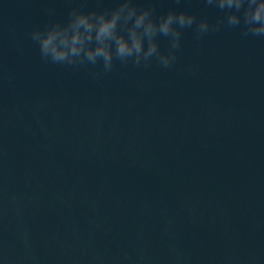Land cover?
I'll return each instance as SVG.
<instances>
[{"label":"water","instance_id":"water-1","mask_svg":"<svg viewBox=\"0 0 264 264\" xmlns=\"http://www.w3.org/2000/svg\"><path fill=\"white\" fill-rule=\"evenodd\" d=\"M80 3L0 0V264H264V38L186 29L171 68L94 78L28 35Z\"/></svg>","mask_w":264,"mask_h":264},{"label":"clouds","instance_id":"clouds-1","mask_svg":"<svg viewBox=\"0 0 264 264\" xmlns=\"http://www.w3.org/2000/svg\"><path fill=\"white\" fill-rule=\"evenodd\" d=\"M98 3L102 0H97ZM176 4L181 0H174ZM220 15L210 19L183 8L157 13L152 0H113L111 7L86 8V0L69 9L66 19H50L28 35L46 63L80 68L100 65L111 72L117 63L149 67L153 61L171 68L178 59L184 30L193 29L197 40L209 33L239 29L242 37L264 38V0H202ZM167 41L162 49L160 40Z\"/></svg>","mask_w":264,"mask_h":264}]
</instances>
